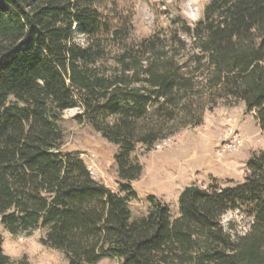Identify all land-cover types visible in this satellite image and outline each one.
<instances>
[{
    "label": "trees",
    "instance_id": "1",
    "mask_svg": "<svg viewBox=\"0 0 264 264\" xmlns=\"http://www.w3.org/2000/svg\"><path fill=\"white\" fill-rule=\"evenodd\" d=\"M138 43L102 22L91 0H0V226L8 234L42 230V245L67 264H264V147L240 183L189 185L179 215L148 198L131 220V183L141 146L199 127L223 101L243 103L264 132V0H210L193 25ZM81 31L85 42L74 40ZM182 35L185 37L183 38ZM115 48L111 66H107ZM119 148L120 195L98 183L84 162L62 150V114ZM251 206L247 232L232 237L221 218ZM0 264H30L3 251Z\"/></svg>",
    "mask_w": 264,
    "mask_h": 264
},
{
    "label": "rangeland",
    "instance_id": "2",
    "mask_svg": "<svg viewBox=\"0 0 264 264\" xmlns=\"http://www.w3.org/2000/svg\"><path fill=\"white\" fill-rule=\"evenodd\" d=\"M210 0H91L102 22L112 30H122L127 34L126 43H138L154 33L166 35L174 29L172 21L180 16L187 24L193 25L202 18L203 10ZM74 40L83 45L84 34L74 27ZM183 38H185L182 35ZM115 48L111 49L107 66H111ZM79 107L69 108L62 114L60 128L64 139L62 150L77 156L90 167L92 178L112 191H119L121 184L117 178L114 156L119 148L105 141L99 133L76 117ZM226 124H233L250 139L249 154L259 152L264 147L262 132L253 113H248L243 103L229 106L221 101L213 112H207L199 127L187 128L172 137L169 146L146 151L141 146L130 155L131 160L142 167L140 177L131 183L136 198L128 202L131 220L146 216L150 196L166 204L172 219L178 215V197L189 185L208 188L212 185L223 187L240 183L247 173L248 159L239 156L218 158L215 138L223 132ZM232 157V158H231ZM229 158V159H228ZM251 206L238 203L221 218V225L232 237L248 231L252 221ZM3 251L11 258L25 255L30 264H67L62 253L41 244L42 230L30 236L8 234L0 226ZM97 264H119L113 258H103Z\"/></svg>",
    "mask_w": 264,
    "mask_h": 264
},
{
    "label": "built area",
    "instance_id": "3",
    "mask_svg": "<svg viewBox=\"0 0 264 264\" xmlns=\"http://www.w3.org/2000/svg\"><path fill=\"white\" fill-rule=\"evenodd\" d=\"M172 137L159 141L153 147L156 150H161L169 146L172 142ZM249 142L250 139L241 133L235 125L226 124L223 128V132L215 138L216 155L218 158L232 156L238 153L242 147ZM88 171L91 176L94 174V171L90 167Z\"/></svg>",
    "mask_w": 264,
    "mask_h": 264
},
{
    "label": "crops",
    "instance_id": "4",
    "mask_svg": "<svg viewBox=\"0 0 264 264\" xmlns=\"http://www.w3.org/2000/svg\"><path fill=\"white\" fill-rule=\"evenodd\" d=\"M248 154H249L248 149L242 147V149L240 150V152L238 153V155L235 158H233V160L238 159L239 156H242L243 159H249L248 156H247Z\"/></svg>",
    "mask_w": 264,
    "mask_h": 264
}]
</instances>
